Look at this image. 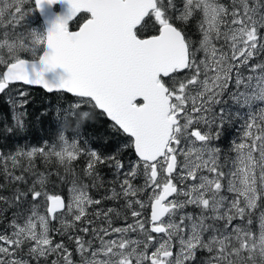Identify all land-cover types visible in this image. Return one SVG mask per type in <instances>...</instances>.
I'll list each match as a JSON object with an SVG mask.
<instances>
[{
	"label": "snow or ice",
	"instance_id": "obj_1",
	"mask_svg": "<svg viewBox=\"0 0 264 264\" xmlns=\"http://www.w3.org/2000/svg\"><path fill=\"white\" fill-rule=\"evenodd\" d=\"M26 86L73 99L53 138L0 151V264H264V0H0L8 134Z\"/></svg>",
	"mask_w": 264,
	"mask_h": 264
},
{
	"label": "trees",
	"instance_id": "obj_2",
	"mask_svg": "<svg viewBox=\"0 0 264 264\" xmlns=\"http://www.w3.org/2000/svg\"><path fill=\"white\" fill-rule=\"evenodd\" d=\"M179 23V22H178ZM72 29L77 25L72 23L70 25ZM186 31L192 34L193 40H198V34L195 32L194 24L191 27L186 28ZM150 34V33H148ZM29 92V104L26 106L27 116L25 118L27 128L23 133L8 134L4 131L5 123L11 124V111L9 106L4 103L3 99H0V151L8 152L13 150L17 145L24 143L39 144L43 139L53 138L59 125L56 122L57 109L60 105H66L73 98L68 94L60 93H45L37 87H27ZM109 121L105 118H99L91 121H87L82 126V131L85 139L88 140L89 145L100 152L102 155L112 154L117 147L118 140L115 138L111 130L109 129ZM237 127H230L225 130L221 140L217 143L219 146L227 152L230 147V142L237 138ZM68 135H73V129L69 127L66 130ZM121 159L127 160V153L122 154ZM83 163V162H81ZM38 166L43 168L41 163ZM100 174L106 184L105 188L92 189L90 194L95 198H101L103 195H111L112 184L108 183L115 179L114 169L108 168L106 165L99 167ZM140 183V181H137ZM118 189V185H116ZM67 187H63L62 191L65 194ZM61 190V189H57ZM117 203L115 201H104L107 207H113ZM259 213V212H257ZM6 215L10 216V213ZM123 221H118L122 223ZM59 227V225H56Z\"/></svg>",
	"mask_w": 264,
	"mask_h": 264
},
{
	"label": "water",
	"instance_id": "obj_3",
	"mask_svg": "<svg viewBox=\"0 0 264 264\" xmlns=\"http://www.w3.org/2000/svg\"><path fill=\"white\" fill-rule=\"evenodd\" d=\"M75 30H76V29H75ZM28 87H37V88L41 89L43 92L47 93L43 88H40V87H38V86H28ZM68 95H70V94H68Z\"/></svg>",
	"mask_w": 264,
	"mask_h": 264
},
{
	"label": "rangeland",
	"instance_id": "obj_4",
	"mask_svg": "<svg viewBox=\"0 0 264 264\" xmlns=\"http://www.w3.org/2000/svg\"><path fill=\"white\" fill-rule=\"evenodd\" d=\"M38 22V21H37ZM238 128V127H237ZM65 194H67V188H66V190H65ZM257 215H259V213H257Z\"/></svg>",
	"mask_w": 264,
	"mask_h": 264
},
{
	"label": "flooded vegetation",
	"instance_id": "obj_5",
	"mask_svg": "<svg viewBox=\"0 0 264 264\" xmlns=\"http://www.w3.org/2000/svg\"><path fill=\"white\" fill-rule=\"evenodd\" d=\"M39 22V21H38ZM28 87V86H27Z\"/></svg>",
	"mask_w": 264,
	"mask_h": 264
}]
</instances>
